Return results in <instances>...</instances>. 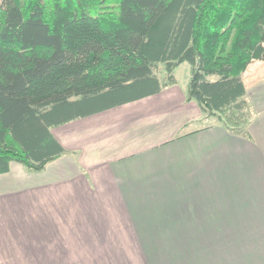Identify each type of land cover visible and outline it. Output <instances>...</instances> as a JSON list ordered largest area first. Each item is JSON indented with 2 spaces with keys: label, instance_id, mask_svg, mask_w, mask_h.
Instances as JSON below:
<instances>
[{
  "label": "crops",
  "instance_id": "obj_1",
  "mask_svg": "<svg viewBox=\"0 0 264 264\" xmlns=\"http://www.w3.org/2000/svg\"><path fill=\"white\" fill-rule=\"evenodd\" d=\"M263 60L242 74L245 135L206 116L175 75L51 127L65 154L0 173V264H264Z\"/></svg>",
  "mask_w": 264,
  "mask_h": 264
},
{
  "label": "trees",
  "instance_id": "obj_2",
  "mask_svg": "<svg viewBox=\"0 0 264 264\" xmlns=\"http://www.w3.org/2000/svg\"><path fill=\"white\" fill-rule=\"evenodd\" d=\"M255 59L264 0H0V173L44 169L67 152L51 127L158 93L183 62L188 99L245 135Z\"/></svg>",
  "mask_w": 264,
  "mask_h": 264
},
{
  "label": "rangeland",
  "instance_id": "obj_3",
  "mask_svg": "<svg viewBox=\"0 0 264 264\" xmlns=\"http://www.w3.org/2000/svg\"><path fill=\"white\" fill-rule=\"evenodd\" d=\"M254 61V60H253ZM252 61V62H253ZM256 63V62H255ZM261 63V62H260ZM262 66H260L259 67V70H261V69H264V60L262 61ZM248 69V68H247ZM246 69V70H247ZM245 70V71H246ZM244 71V72H245ZM156 72H157V74H159L160 75V77L161 78H163L164 76H165V66H164V64L163 63H161L160 65H159V67L157 68V70H156ZM174 75L178 78V85H181V86H185L184 84H187L188 85V81H189V78H190V75H191V64L190 63H188V62H183V63H181L179 66H177L175 69H174ZM261 77V79H264V72H261V75H258L256 78H258V77ZM253 80L254 79H246V82H247V85H248V87L250 88L252 85H254V84H256L257 85V83H255L256 81H254L253 82ZM256 87V86H255ZM255 87L253 88V91L255 90H257V89H255ZM258 91H259V93H260V89H258ZM251 108H252V112H254V109H253V107L251 106ZM214 120H215V118H214ZM22 227V229H24V228H26V227H24L23 225L21 226Z\"/></svg>",
  "mask_w": 264,
  "mask_h": 264
}]
</instances>
